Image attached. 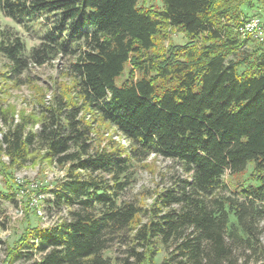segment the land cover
Returning <instances> with one entry per match:
<instances>
[{"label": "trees", "instance_id": "obj_1", "mask_svg": "<svg viewBox=\"0 0 264 264\" xmlns=\"http://www.w3.org/2000/svg\"><path fill=\"white\" fill-rule=\"evenodd\" d=\"M161 2L0 0V17L53 22L29 54L0 23V54L14 74L30 61L74 58L72 84L61 99L42 102L38 129H29L32 115L15 121L0 90V155L21 165L44 150L42 158L66 167L48 200L65 215L43 226L27 211L7 264L35 252L38 264H264V39L239 30L252 15L264 23V0ZM248 41L258 43L245 49ZM87 114L129 147H92ZM151 154L177 159L182 174L149 208L120 200ZM6 174L11 186L13 172ZM159 243L167 255L157 263Z\"/></svg>", "mask_w": 264, "mask_h": 264}, {"label": "rangeland", "instance_id": "obj_2", "mask_svg": "<svg viewBox=\"0 0 264 264\" xmlns=\"http://www.w3.org/2000/svg\"><path fill=\"white\" fill-rule=\"evenodd\" d=\"M147 4L161 7V0H147ZM0 23L2 28L20 35L27 47V54L31 49L38 46L47 30L52 29L53 22L47 20L46 16H38L32 21L18 23L13 18L1 14ZM174 41L184 43L186 38L181 33L172 35ZM168 43V41L166 42ZM256 41H248L245 49L255 47ZM74 58L71 54L60 53L54 59L44 64H37L30 61L28 67L20 74H14L11 71V62L0 54V90L4 105L14 106L15 121H20L21 114L32 115V121L29 129H38L40 122L38 118L42 112V102L49 104L53 102L54 97L58 100L65 93L66 85H71L73 80L72 62ZM7 73V76L1 73ZM128 75L126 67L124 73L116 78L117 86H122ZM68 90V89H67ZM76 94L75 91H72ZM82 115V112H80ZM92 114H87V119L94 124V130L88 140L94 148H103L106 146H116L121 143L129 147V140L119 135L114 127L100 128L99 121L93 119ZM35 121V122H34ZM3 123L0 121V127ZM2 131L0 130V140ZM45 151L42 150L38 155L32 158L30 156L21 165L10 163V158L4 153L0 155V189L4 193H13L10 196H0V264H7V246L13 245L24 226L27 223V211L33 224L53 223L65 215L48 202L53 197V191L66 172L65 166H58L42 158ZM147 167L139 165L130 184L120 194V200L133 201L144 208H149L154 202L156 191L161 187L169 185L172 176L182 174L183 168L177 159L171 157H156L149 155L145 160ZM5 165H8L6 169ZM252 163L248 165V170H252ZM7 172H13L14 180H9L11 186L7 184ZM228 175V173H227ZM225 175V176H227ZM248 173L244 176L247 178ZM110 179V175H106ZM19 183H24V189H19ZM36 209V213L35 210ZM39 209L46 215V220L39 214ZM59 218V219H58ZM51 220V221H48ZM45 226V225H43ZM264 227V218L260 222ZM264 242V233L262 235ZM116 246L113 245L106 250V255H114ZM158 253L156 255L157 263H160L167 255V249L162 244H157ZM41 256L34 253L31 257L18 260L13 264H38Z\"/></svg>", "mask_w": 264, "mask_h": 264}, {"label": "built area", "instance_id": "obj_3", "mask_svg": "<svg viewBox=\"0 0 264 264\" xmlns=\"http://www.w3.org/2000/svg\"><path fill=\"white\" fill-rule=\"evenodd\" d=\"M239 30L243 36L249 35L257 41H262L264 39V23L262 18L258 15H252L248 17L246 21L240 26ZM39 214L44 218V220H46L47 218L46 215H44L40 209H39ZM52 224H54V222L50 224L42 223V225L45 226H49Z\"/></svg>", "mask_w": 264, "mask_h": 264}]
</instances>
